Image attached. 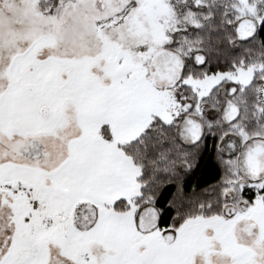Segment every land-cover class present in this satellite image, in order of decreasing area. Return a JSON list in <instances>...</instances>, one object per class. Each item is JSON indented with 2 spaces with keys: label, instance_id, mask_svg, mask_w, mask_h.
Returning a JSON list of instances; mask_svg holds the SVG:
<instances>
[{
  "label": "snow or ice",
  "instance_id": "1",
  "mask_svg": "<svg viewBox=\"0 0 264 264\" xmlns=\"http://www.w3.org/2000/svg\"><path fill=\"white\" fill-rule=\"evenodd\" d=\"M0 264H264V0H0Z\"/></svg>",
  "mask_w": 264,
  "mask_h": 264
}]
</instances>
